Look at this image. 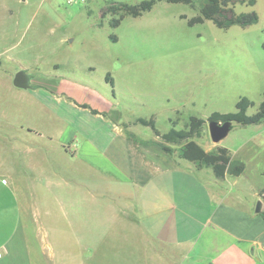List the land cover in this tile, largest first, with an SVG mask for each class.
<instances>
[{
    "label": "rangeland",
    "instance_id": "374dc122",
    "mask_svg": "<svg viewBox=\"0 0 264 264\" xmlns=\"http://www.w3.org/2000/svg\"><path fill=\"white\" fill-rule=\"evenodd\" d=\"M142 1L0 0V149L17 148L19 174L27 171L21 162L26 152L22 153L32 148L49 153L46 163L51 171L74 180L82 165L64 158L58 142L69 139L66 145H71L74 131L108 128L71 103L113 102L116 119L130 121L125 127L132 131L153 135L150 142L157 145L161 138L138 119H154L162 135L186 128L193 118L208 120L214 112H235L244 97L255 103L248 114L258 111L264 95V0L236 8L238 14L256 11L260 16L256 25L229 29L212 21L188 24L208 0H194V7L157 0L151 11L137 18L120 19L121 13L114 16L108 10L111 4ZM114 19L120 20L118 26L111 25ZM20 70L31 75L33 88L14 86ZM42 84L51 91L37 88ZM45 135L54 139L50 151L45 148L47 140H42ZM193 141L208 152L218 147L230 151V170L244 169L240 176L230 174L232 181L242 183L235 188L241 197L264 190V122L235 123L219 144L212 141L207 123ZM183 146L172 145L175 152L170 156L189 163L178 157ZM59 157L64 162L56 160ZM31 177L32 229L39 241L32 242L37 246L43 238V187L41 180Z\"/></svg>",
    "mask_w": 264,
    "mask_h": 264
},
{
    "label": "crops",
    "instance_id": "0c3cea01",
    "mask_svg": "<svg viewBox=\"0 0 264 264\" xmlns=\"http://www.w3.org/2000/svg\"><path fill=\"white\" fill-rule=\"evenodd\" d=\"M71 104L108 128L58 142L64 158L82 165L74 180L51 171L49 153L32 148L19 174L17 148L0 149V264H264V216L255 212L261 200L264 213V196L236 193L242 183L230 179V167L219 180L212 169L175 161L150 142L153 135L116 119L113 102ZM42 138L50 151L54 139ZM29 175L43 187L37 246Z\"/></svg>",
    "mask_w": 264,
    "mask_h": 264
},
{
    "label": "trees",
    "instance_id": "16d2710c",
    "mask_svg": "<svg viewBox=\"0 0 264 264\" xmlns=\"http://www.w3.org/2000/svg\"><path fill=\"white\" fill-rule=\"evenodd\" d=\"M156 2L157 0H145L134 5L117 3L111 4V7H109L108 10H111L112 15L114 16L121 13L120 19L124 18V16L137 18L151 11ZM167 2L173 4H186L194 7V0H167ZM243 4L254 6L256 0H208L200 9V13L196 17L187 19L186 16H183L182 18L187 19L190 26L203 24L205 21H212L217 27L222 29H229L234 25H239L241 27L256 25L260 18L256 11L240 14L236 12L237 6ZM119 22L120 20L114 19L111 25L118 26ZM107 81L113 85V80L110 76L107 77ZM254 106L255 103L253 101L244 97L237 103L235 112H214L208 120L193 118L186 128L181 130L172 128L162 135L156 129L154 119L146 120L140 118L137 121L144 126L151 127L154 133L161 138L162 141L161 143H158V145L166 154L173 156L175 150L172 148V145H184L178 153L180 159L196 165L198 170L205 168L212 169L216 178L223 180L227 175L232 161L230 151L225 147H218L215 150L208 152L201 146L197 145L193 139L200 136L209 122L224 123L226 121H232L241 126L262 124L264 122V95L263 101L258 107V111L253 114H248V110ZM91 110L94 114L98 113V111L94 109ZM130 136L138 140L132 133H130ZM243 170V167H236L230 172V174L232 176H240ZM263 196L264 190L260 194L261 198ZM262 215L264 216V213H262Z\"/></svg>",
    "mask_w": 264,
    "mask_h": 264
},
{
    "label": "water",
    "instance_id": "95a60500",
    "mask_svg": "<svg viewBox=\"0 0 264 264\" xmlns=\"http://www.w3.org/2000/svg\"><path fill=\"white\" fill-rule=\"evenodd\" d=\"M13 84L19 89L27 90L33 88L31 84V75H29L25 70H20L16 73ZM234 124L235 123L232 121H226L224 123L209 122L208 126L212 141L216 144H219L224 138L227 137ZM262 209L263 203L260 201L256 206L255 212L262 214Z\"/></svg>",
    "mask_w": 264,
    "mask_h": 264
}]
</instances>
